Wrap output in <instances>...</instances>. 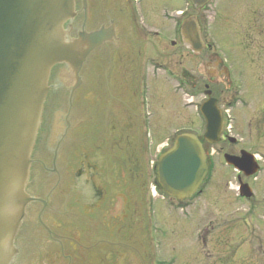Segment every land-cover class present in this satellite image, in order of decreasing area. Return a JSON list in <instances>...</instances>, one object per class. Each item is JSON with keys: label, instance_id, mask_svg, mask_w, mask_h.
Instances as JSON below:
<instances>
[{"label": "flooded vegetation", "instance_id": "obj_1", "mask_svg": "<svg viewBox=\"0 0 264 264\" xmlns=\"http://www.w3.org/2000/svg\"><path fill=\"white\" fill-rule=\"evenodd\" d=\"M176 1L74 0L81 56L49 72L13 264L264 263V0ZM181 134L207 173L179 203L156 163Z\"/></svg>", "mask_w": 264, "mask_h": 264}, {"label": "water", "instance_id": "obj_2", "mask_svg": "<svg viewBox=\"0 0 264 264\" xmlns=\"http://www.w3.org/2000/svg\"><path fill=\"white\" fill-rule=\"evenodd\" d=\"M74 16V0H0V264H13L14 245L29 198L25 193L30 153L47 92L50 69L80 57L77 42L68 43L63 24ZM190 40L188 24L182 29ZM89 48L99 42L88 38ZM202 112L205 139L216 143L221 119L216 101ZM237 166L236 158L225 157ZM207 156L197 137L179 135L156 163V179L179 203L191 198L207 172ZM35 253L41 252L32 247Z\"/></svg>", "mask_w": 264, "mask_h": 264}, {"label": "rangeland", "instance_id": "obj_3", "mask_svg": "<svg viewBox=\"0 0 264 264\" xmlns=\"http://www.w3.org/2000/svg\"><path fill=\"white\" fill-rule=\"evenodd\" d=\"M153 2H155L157 4V6H160V7L164 4V6H166L167 9L173 8V7L181 8L180 5L183 3L182 1L180 2V1H176V0H174V1L173 0H153ZM242 94L244 95L246 93H242ZM243 95H242V97L245 96V95L244 96ZM243 100H244L243 102H245L246 104L250 105L252 103V100L250 98L243 99ZM171 132H172V128L162 129L161 135L166 136L167 134H170ZM259 263L262 264L260 260H259Z\"/></svg>", "mask_w": 264, "mask_h": 264}]
</instances>
